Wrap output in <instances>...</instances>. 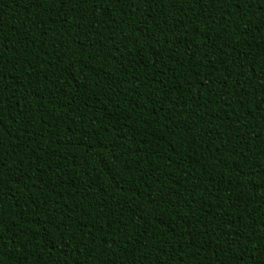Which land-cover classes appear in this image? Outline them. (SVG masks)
I'll list each match as a JSON object with an SVG mask.
<instances>
[{
    "label": "trees",
    "instance_id": "16d2710c",
    "mask_svg": "<svg viewBox=\"0 0 264 264\" xmlns=\"http://www.w3.org/2000/svg\"><path fill=\"white\" fill-rule=\"evenodd\" d=\"M0 264H264V0H0Z\"/></svg>",
    "mask_w": 264,
    "mask_h": 264
}]
</instances>
